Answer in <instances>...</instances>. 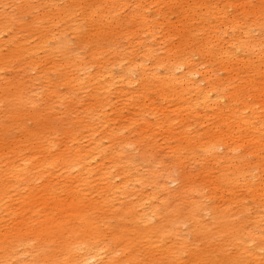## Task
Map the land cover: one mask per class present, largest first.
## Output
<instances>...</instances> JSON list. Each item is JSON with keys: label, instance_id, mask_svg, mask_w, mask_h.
<instances>
[{"label": "rangeland", "instance_id": "374dc122", "mask_svg": "<svg viewBox=\"0 0 264 264\" xmlns=\"http://www.w3.org/2000/svg\"><path fill=\"white\" fill-rule=\"evenodd\" d=\"M167 74L175 89L161 93ZM262 85L264 0H0V175L21 165L30 191L47 183L62 196L79 183L99 227L89 264L111 251L121 264H264V246L215 234L209 212L221 206L264 241ZM233 111L248 126L238 130ZM76 150L89 170L82 181L79 166L70 176L59 163L51 175L32 169ZM235 156L242 176L227 183ZM25 188L3 199L12 213ZM190 200L206 226L199 235Z\"/></svg>", "mask_w": 264, "mask_h": 264}, {"label": "bare ground", "instance_id": "6f19581e", "mask_svg": "<svg viewBox=\"0 0 264 264\" xmlns=\"http://www.w3.org/2000/svg\"><path fill=\"white\" fill-rule=\"evenodd\" d=\"M190 81L198 89L197 98L210 99L209 90L200 88L198 83L192 79ZM174 83L175 79L167 74L156 89L161 93L169 89L174 91ZM256 94L264 99V85L257 88ZM232 96L233 100L242 98V94H238L236 91L231 94ZM213 101L216 102L217 98ZM248 107L251 108L252 106H246V108ZM251 114L257 115L258 112L251 109ZM231 116L238 130L243 129L245 125L248 126L246 118L242 114L240 119H237L234 111ZM263 129L264 119L259 121L255 131L261 133ZM236 134L238 138L244 139L246 131L236 132ZM1 144L2 139H0V148ZM212 150L214 148H211L210 152L215 153ZM85 159V154L76 150L71 156L66 157L61 154L46 163H34L32 169L44 167L47 169L48 175H51L52 167L55 166L54 164L59 163L65 170L66 176H70V170L79 166L81 168L79 181H82L85 178L84 172L89 174V170L84 165ZM229 159L234 170L231 172V177L224 175L227 183L242 176L241 169L244 168L242 156ZM8 177L12 178V183L8 180ZM30 182L29 172L21 165L11 164L6 168L4 174L0 175V210L3 209L5 212V218L0 219V264H39V261L44 262V264H89L92 259L95 260L100 255L99 249H88L86 244L88 240L95 241L99 237L98 223L91 215V211L95 206L91 202L86 203L82 200L80 184L72 181L73 184H76L66 189L65 194L62 196L53 186L47 183L37 193L32 192L30 191ZM22 185L26 186L25 189L28 193L17 199L14 204L16 212L12 213V209L4 206L3 199L11 190L19 189ZM184 188H187V185ZM183 192H186V190H183ZM261 193L264 196V187L261 189ZM199 210L198 203L195 200H190L189 212L192 215V221H194L196 235L204 233L206 229V226L198 220ZM209 210L213 216L215 234L226 239L230 237L231 243L257 240L254 248L263 250L264 241L261 237L256 239L255 233L248 231L244 219L238 218L236 223H233L229 220L226 210L221 206L217 208L210 207ZM173 211L177 213V210L173 209ZM166 219V215L161 216L162 222ZM180 221L181 219L174 220L173 223L179 225ZM149 229L154 237L158 238L162 235L161 224L150 226ZM200 237L203 238V235ZM119 239L126 241L124 248L131 243V241H127L124 234H121ZM209 241L213 240L209 239ZM83 245H85L84 250ZM217 250L218 248H216ZM34 252L37 254L34 255ZM220 253L224 261L228 260L223 251H220ZM114 258L115 253L111 251L109 256L102 259L99 264L122 263L119 260L114 263ZM199 258H202V256H199Z\"/></svg>", "mask_w": 264, "mask_h": 264}]
</instances>
